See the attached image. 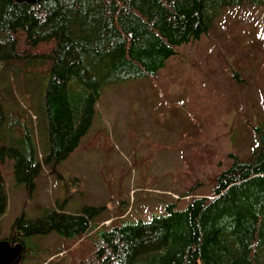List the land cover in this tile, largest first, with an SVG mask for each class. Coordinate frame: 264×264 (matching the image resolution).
Returning <instances> with one entry per match:
<instances>
[{"label": "trees", "instance_id": "obj_1", "mask_svg": "<svg viewBox=\"0 0 264 264\" xmlns=\"http://www.w3.org/2000/svg\"><path fill=\"white\" fill-rule=\"evenodd\" d=\"M225 11L222 31L240 50L231 28L262 13L264 0H0V166L13 160L16 183L31 190L42 164H58L80 148L104 85L156 77ZM231 78L240 79L237 69ZM42 79L34 126L28 111L6 104H17V88L30 97L28 87ZM43 118L46 148L39 157L34 135ZM249 129L245 156L226 151L205 178L175 191L177 198L147 220L128 218L125 208L99 227L103 206L58 208L41 218L22 214L2 240L21 243V261L29 264H61L59 254L65 264H264V121ZM5 210L0 171V217ZM52 232L63 237L54 253L30 239Z\"/></svg>", "mask_w": 264, "mask_h": 264}, {"label": "rangeland", "instance_id": "obj_2", "mask_svg": "<svg viewBox=\"0 0 264 264\" xmlns=\"http://www.w3.org/2000/svg\"><path fill=\"white\" fill-rule=\"evenodd\" d=\"M228 16L221 14L206 37L182 48L156 77L104 85L80 148L58 164H42L31 190L16 183L13 160L6 159L0 166L6 192L0 240L22 214L35 219L58 208L73 213L103 206L95 219L99 227L125 208L128 218L147 220L162 202L176 199L175 191L205 178L226 151L245 156L253 141L249 124L264 121V11L231 28L240 50L222 31ZM231 69L241 80L231 78ZM46 83H32L28 98L15 89L17 104L7 108L28 111L36 126L35 107ZM45 124L43 118L41 130L35 127L39 157L46 148ZM30 239L51 253L62 248L63 237L55 232Z\"/></svg>", "mask_w": 264, "mask_h": 264}, {"label": "water", "instance_id": "obj_3", "mask_svg": "<svg viewBox=\"0 0 264 264\" xmlns=\"http://www.w3.org/2000/svg\"><path fill=\"white\" fill-rule=\"evenodd\" d=\"M18 3H35L40 0H15ZM23 247L21 243H10L0 240V264H20L22 260Z\"/></svg>", "mask_w": 264, "mask_h": 264}]
</instances>
